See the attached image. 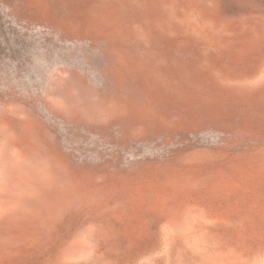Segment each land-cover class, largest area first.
Instances as JSON below:
<instances>
[{
	"label": "rangeland",
	"instance_id": "1",
	"mask_svg": "<svg viewBox=\"0 0 264 264\" xmlns=\"http://www.w3.org/2000/svg\"><path fill=\"white\" fill-rule=\"evenodd\" d=\"M0 264H264V0H0Z\"/></svg>",
	"mask_w": 264,
	"mask_h": 264
}]
</instances>
